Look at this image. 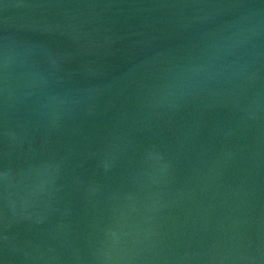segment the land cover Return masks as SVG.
Instances as JSON below:
<instances>
[{
	"label": "water",
	"instance_id": "95a60500",
	"mask_svg": "<svg viewBox=\"0 0 264 264\" xmlns=\"http://www.w3.org/2000/svg\"><path fill=\"white\" fill-rule=\"evenodd\" d=\"M0 264H264V0H0Z\"/></svg>",
	"mask_w": 264,
	"mask_h": 264
}]
</instances>
